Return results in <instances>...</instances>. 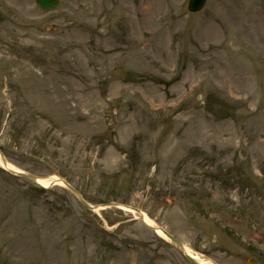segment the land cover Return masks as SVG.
Wrapping results in <instances>:
<instances>
[{
	"label": "rangeland",
	"instance_id": "1",
	"mask_svg": "<svg viewBox=\"0 0 264 264\" xmlns=\"http://www.w3.org/2000/svg\"><path fill=\"white\" fill-rule=\"evenodd\" d=\"M188 1L0 0V146L216 264H264V0ZM0 264L193 263L0 164Z\"/></svg>",
	"mask_w": 264,
	"mask_h": 264
},
{
	"label": "water",
	"instance_id": "2",
	"mask_svg": "<svg viewBox=\"0 0 264 264\" xmlns=\"http://www.w3.org/2000/svg\"><path fill=\"white\" fill-rule=\"evenodd\" d=\"M38 6L43 10V11H50V10H53V9H56L57 7H59L60 5V0H36ZM206 3V0H190V3H189V10L191 12H197V11H200L204 5ZM0 157L2 159V162H3V165L5 168L8 169V171H10L12 174L16 175V176H20V177H23V178H26L34 183H37L39 184L40 186H42L40 183H39V180L40 179H43L41 178L40 176L36 175V174H33V173H29V172H23V171H18V170H13V169H10L9 168V164H8V161L6 159V157L4 156L3 152L0 150ZM59 182H61L63 185H65L72 193L73 195L78 199V201L87 209L91 210V211H95L97 208H99L98 205H92L90 204L88 201L85 200V198L82 196V194L76 189L74 188L72 185H70L69 183L65 182L64 180H59ZM56 184V182H52L49 187H52ZM47 188V187H45ZM101 206H119L118 204L116 203H109V204H104V205H101ZM137 212H139L140 214H142V212L140 210H137ZM145 225L153 230V231H162L164 233V235L169 238L175 245H176V248L185 253V247H184V244L179 241L177 238H175L173 235L169 234L168 232L162 230V229H159L155 226H152V225H149L147 223H145ZM188 258L194 263V264H200L198 263L194 258H192L191 256L187 255Z\"/></svg>",
	"mask_w": 264,
	"mask_h": 264
},
{
	"label": "bare ground",
	"instance_id": "3",
	"mask_svg": "<svg viewBox=\"0 0 264 264\" xmlns=\"http://www.w3.org/2000/svg\"><path fill=\"white\" fill-rule=\"evenodd\" d=\"M9 168L10 169H15L16 168L13 166V165H9ZM59 180L57 176H52L51 178L49 179H40L39 182L40 184H42L43 186H48L50 184V182L52 181H57ZM141 217L143 218V221L148 223V224H151V225H154V222L146 215H141ZM186 253L192 257H194L198 262H200L201 264H216L215 262H213L212 260L206 258V257H203V255H200L198 254L197 252H195L193 249H191L190 247L186 246V249H185Z\"/></svg>",
	"mask_w": 264,
	"mask_h": 264
},
{
	"label": "trees",
	"instance_id": "4",
	"mask_svg": "<svg viewBox=\"0 0 264 264\" xmlns=\"http://www.w3.org/2000/svg\"><path fill=\"white\" fill-rule=\"evenodd\" d=\"M1 149L5 153V155L7 156V150L4 147H2V146H1Z\"/></svg>",
	"mask_w": 264,
	"mask_h": 264
}]
</instances>
